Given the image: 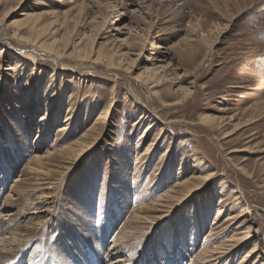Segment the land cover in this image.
Wrapping results in <instances>:
<instances>
[{"label":"rangeland","instance_id":"374dc122","mask_svg":"<svg viewBox=\"0 0 264 264\" xmlns=\"http://www.w3.org/2000/svg\"><path fill=\"white\" fill-rule=\"evenodd\" d=\"M6 12L0 22V215L23 214L10 225L5 215L2 227L5 235L21 225L30 234L46 232L35 233L27 252L15 257L20 264H38L44 256L65 264L58 246L66 258L79 254L68 256V264H108L116 258L113 241L125 264H240L255 243L259 252L242 264H264V0H0V20ZM23 12L50 25L61 47L66 42L62 56L11 37L27 29L8 24ZM90 47L112 54L118 65L74 54ZM155 67L166 82L151 88L138 75ZM179 89L188 94L172 104ZM201 113L213 116L214 125ZM62 125L67 129L58 131ZM224 130L231 134L221 138ZM81 138L91 144L61 150ZM35 154L42 164L32 161ZM205 175L194 187L193 177ZM190 187L167 207L153 205L171 189ZM235 191L240 197L233 200ZM7 194L21 206H7ZM35 207L39 214L31 213ZM243 208L248 212L236 217ZM114 211L120 219L112 226L107 213L114 219ZM83 217L95 228L107 226L97 249L92 237L70 231ZM247 231L250 241L230 253H200Z\"/></svg>","mask_w":264,"mask_h":264},{"label":"bare ground","instance_id":"6f19581e","mask_svg":"<svg viewBox=\"0 0 264 264\" xmlns=\"http://www.w3.org/2000/svg\"><path fill=\"white\" fill-rule=\"evenodd\" d=\"M8 13L9 12H6L2 17H1V20H0V22L2 21L3 22V20L8 16ZM20 15H22V17L20 18V19H14V20H10L11 22H8V24L10 25V26H12V25H17V26H21V24H25V25H27V29H26V31H22V30H20V29H17V30H14V31H12L11 32V37L12 38H14L15 36H17V37H19V39L20 40H22V41H24V42H31V45H34V46H36V47H38V49L40 48L41 50H44V51H47V52H49V53H51V54H53L54 56H62V55H59V54H62L64 51H65V49H66V42L64 41L63 42V45H62V47H61V45L59 44V41L57 40V38H55V36H54V30H51V28H49V26L50 25H47V24H45V25H42V24H39L38 23V17H39V15L38 14H35V13H29V12H23V13H20ZM40 22V21H39ZM64 23V22H63ZM1 24V23H0ZM57 32V31H56ZM23 33V34H22ZM24 34H26V35H24ZM49 35V36H48ZM45 36H48L47 38H44ZM67 48H68V46H67ZM86 48H87V46H86ZM91 50H92V47H90V49H89V51L87 50V49H84L83 51L82 50H80V49H75L74 48V54L76 55V56H78V57H81V58H85V59H93V60H101L102 58H104L105 60H106V62H107V64L108 65H110V66H117L118 65V63H116V60H115V62H114V57H113V55L112 54H109V53H104L101 49H97L96 51H94V52H91ZM3 52V50H1L0 51V54ZM118 59V58H117ZM120 59V61H121V58H119ZM118 59V60H119ZM159 60V59H158ZM91 61V60H90ZM102 61H104V60H102ZM160 66H157V68H159ZM148 68V67H147ZM147 68H145V71H143L144 72V74L142 75H138L141 79H143V81L144 82H146V83H148V84H150L151 86V88H153V87H156V86H159V85H162L164 82H166V79H163V76H165V75H163V76H160V75H158V73L156 72V67L155 68H153V69H147ZM148 70H150V71H148ZM21 73V72H20ZM160 74V73H159ZM33 72H29V74H28V79H27V81H26V85H30V86H32L33 85ZM162 75V74H161ZM165 80V81H164ZM57 90V92H54V95H53V99H54V97H56V95H57V97H56V99H57V102H60L59 100L60 99H58V95H59V92L61 93V88H59V89H56ZM155 92L157 93V95H159V92L157 91V90H155ZM176 92H180L181 93V96H180V98L177 100V101H175L174 103H172V104H178V103H180V101L183 99V97H185L187 94H188V92H186V91H184L183 89L181 90V89H179V90H177ZM62 94V93H61ZM61 94H60V96H61ZM165 102V101H164ZM105 111V110H104ZM106 112H107V109H106ZM90 114V113H89ZM91 115V114H90ZM88 117H90V116H88ZM87 117V118H88ZM105 118V117H104ZM200 118L203 120V121H205V122H207L208 124H210L211 126L212 125H214V123H215V118L213 117V116H211V115H209V114H200ZM219 121V120H218ZM219 123V122H218ZM217 124V123H216ZM155 125V124H154ZM152 123L151 124H149L148 126H146L145 127V131H144V133H143V135L141 136V137H143L145 134L147 135V134H149L150 132H151V130H152V128H153V126H154ZM218 125V124H217ZM220 126V125H219ZM237 127V126H236ZM67 129V125H62V126H60L59 127V130L58 131H63V130H66ZM225 131V130H224ZM229 134H231L229 131H225V133H223V135H222V137L221 138H225V137H227ZM88 134L87 133H85L84 134V137L86 138V136H87ZM156 136V139H155V142L154 143H156L157 141H159L160 139V137H161V135H160V132L158 133V134H156L155 135ZM83 137V138H84ZM83 138H81L80 140H78V141H75V142H73L72 144H70V145H68V146H66V147H63L61 150L62 151H67L68 153L69 152H73V151H75V150H77L76 149V146H78V150H83L84 148H87L88 146H89V144H91V143H88L87 142V140L85 139V140H83ZM37 139L35 138V141H36ZM182 144L183 145H185L186 144V140L184 139L183 140V142H182ZM80 152V151H79ZM68 155V154H67ZM42 155H38V154H35L33 157H32V161H35V162H37L39 165L40 164H42L43 163V159H44V157L42 156ZM46 160V159H45ZM16 162V161H15ZM99 164V163H98ZM42 166V165H41ZM94 166V165H93ZM33 170H35V169H33ZM40 171H42L43 172V170L41 169V168H38V169H36L35 170V172H40ZM45 171V170H44ZM11 173V172H10ZM212 175V173H209V177ZM208 176L207 175H205V176H203V177H201V176H197V177H193V178H195L194 179V181H193V186L194 187H196L198 184H203L204 183V181L206 180V179H208ZM188 181V180H187ZM192 182V181H191ZM183 183H177L175 186L176 187H179L180 185H182ZM193 187V188H194ZM192 187H190V188H188L184 193H183V191H184V189L185 188H183V189H178L177 188V190H176V188L175 189H171L170 190V192H167L166 194H163V197H159V198H157L155 201H154V203H153V205L155 206H157V207H167L168 206V203L169 202H171L170 200L174 197H177V198H179V196L180 195H186L189 191H190V189H191ZM9 195L10 194H7L6 196H5V201L7 202V206H13V207H16V205H18V206H21V200H20V198L18 199V200H12L10 197H9ZM232 197H233V200H236L238 197H240L239 195H238V192H234L233 194H232ZM181 198V197H180ZM119 199H121V198H119ZM5 202V203H6ZM6 205V204H5ZM152 205V206H153ZM12 207V208H13ZM5 208V207H4ZM20 210V209H19ZM112 210V209H111ZM125 210V209H124ZM22 211V210H21ZM41 210L40 209H37L36 207H35V209H33L32 211H31V213H33V214H39V212H40ZM110 211V210H109ZM113 211V210H112ZM111 211V212H112ZM122 211V210H121ZM8 212H9V210H7L6 212L4 211V212H2L1 214L2 215H0V245H1V247H0V264H20V262H21V258H15L17 255H19V254H21L24 250H26V252H27V250H28V246H29V242L31 241V242H33L32 240H34L36 237H38V236H42V237H44V235H45V230L42 228V230L41 231H38L37 230V233H36V235L38 234V236H36L35 235V233H29V227L27 228L25 225H21V226H19V227H17V228H15V229H13V230H11V231H8L7 233H8V235H5L4 234V232H3V227H2V224H3V222L7 219L6 218V216L7 215H10L9 217H8V219H7V224L8 225H10V224H13V222H14V220H13V218L14 217H17L18 215L17 214H23L22 212H15V213H13L12 211H11V213L10 214H8ZM23 212L25 213V211H24V209H23ZM110 212V213H111ZM115 212V211H114ZM117 212V211H116ZM115 212V214H114V219H112V217H110V213L108 212L107 213V218H108V221H109V225H114L113 223H115L114 221H119V219H120V214H118V213H116ZM124 212V211H123ZM220 212H221V209H219V212L217 213V214H220ZM248 212V208H243L242 209V212L240 213V214H238L236 217H239V218H241V216H243L244 214H246ZM123 214V213H122ZM6 215V216H5ZM60 215V214H59ZM133 215V214H132ZM11 216H13V217H11ZM63 216V215H62ZM145 216V215H144ZM147 217V216H146ZM66 217H64V219H65ZM134 218V217H133ZM67 219V218H66ZM92 219V218H91ZM136 219V218H135ZM143 219V218H142ZM108 221H106V222H108ZM79 223V224H78ZM105 223V222H104ZM118 223V222H117ZM129 223V222H128ZM77 224L79 225L78 226V229H75V228H70V231H72V233L73 234H76L77 233V235H76V238H78V236H82V235H88V238L89 237H92V245L91 246H93L94 248H98L99 247V243H98V237H100V238H102V236L104 235V233H105V231H107V226H104V225H100L101 227H98V228H95V226H93V224L89 221H87L86 220V218H78L77 219ZM101 224V223H100ZM106 224V223H105ZM73 225V224H72ZM128 225V224H127ZM244 225V224H243ZM75 226V225H74ZM124 227H125V225L122 227V229H121V231L124 229ZM46 228V227H45ZM77 228V227H76ZM72 229H75L76 230V232H75V230H72ZM111 228H109L108 230H110ZM149 229H150V227H149ZM224 229H226V227H223L221 230H224ZM66 230V229H65ZM95 230H97V232H98V234H95ZM120 231V232H121ZM85 232V234H83ZM94 232V233H93ZM249 231H247V233L246 234H243V235H240V236H238V235H232V236H230L229 238H227V239H225L224 241H222V242H220V243H218L215 247H212V248H202V250L200 251V253L201 254H209V253H213V254H217V253H219V254H221L222 253V255H224L225 253H227L228 251H229V253H230V250H232L233 248H238L239 246H241L242 244H247V242H249L250 240H249V236H251V234H249L248 233ZM107 233V232H106ZM184 234V233H183ZM218 234V233H217ZM36 237H35V236ZM34 236V237H33ZM105 236V235H104ZM103 236V237H104ZM217 236V235H216ZM66 237H67V241H68V243H69V245L70 246H72V237H71V234H68V236L66 235ZM75 237V236H74ZM150 238L152 237V235H150L149 236ZM189 237V236H188ZM109 238V237H108ZM147 238H148V236H147ZM185 239V238H184ZM80 240V239H79ZM35 241V240H34ZM247 241V242H246ZM104 243V242H103ZM119 242H117V241H113V246H112V250H113V252L111 253L112 254V256L113 257H116V258H114L110 263H108V264H120L121 262H124L125 261V259H123L122 257H120L119 255H118V252H119V250H117V248H118V246H119ZM126 244V243H125ZM132 244V243H131ZM68 245V246H69ZM64 246H67V244H65ZM67 246V247H68ZM79 246H81V243H80V245ZM74 247H76V246H74ZM58 248V250L59 249H63V250H60V252H59V255L62 257V259L64 260V262H65V264H68L69 263V261H68V256H67V258H66V251H65V248H63V247H57ZM69 248H71V247H69ZM93 248V249H94ZM79 248H77V250H78ZM90 249H91V247H90ZM95 249V250H96ZM76 250V249H75ZM111 250V249H110ZM125 250V249H124ZM127 250V249H126ZM108 251V250H107ZM78 252V251H77ZM82 252V251H81ZM85 252L86 253H89L90 251H89V249H87L86 248V250H85ZM122 252V251H121ZM257 252H259V246H258V244H253L252 246H251V248H250V250L248 251V253L246 254V255H244L243 256V258H242V261H241V263L240 264H242V263H244L246 260H247V258H250V257H252L253 255H255ZM80 253V252H79ZM102 253V252H101ZM107 253V252H106ZM110 253V252H109ZM29 254H30V252H29ZM69 254V253H68ZM100 254V253H99ZM212 254V255H213ZM57 255V254H56ZM71 255V254H70ZM82 255H84V252H83V254ZM92 255V254H91ZM110 255V254H109ZM211 255V254H210ZM218 255V254H217ZM76 256H79V254L78 255H76V254H74V255H71V256H69V258L72 260H74L75 258H76ZM87 256V255H86ZM93 257H95L94 256V254L92 255ZM215 256V255H214ZM15 258V259H14ZM95 258H99L98 257V255H97V257H95ZM212 259H217V257H211ZM219 258V257H218ZM13 259V260H12ZM89 259V258H88ZM42 260H47L46 262H44V263H42V264H51V256H49V257H45L44 256V258H42V259H40V260H38V261H36V263H40V261H42ZM77 260V259H76ZM75 260V261H76ZM86 260V259H85ZM108 260V259H107ZM207 261V260H206ZM57 262V261H56ZM87 262H88V264H100L99 263V260H97V259H93V260H91V262L90 261H88L87 260ZM103 262V261H102ZM63 263V262H62ZM79 263H81V262H79ZM126 262H124V264H125ZM53 264V263H52ZM84 264V263H83ZM87 264V263H86ZM130 264V263H129ZM136 264V263H135Z\"/></svg>","mask_w":264,"mask_h":264}]
</instances>
